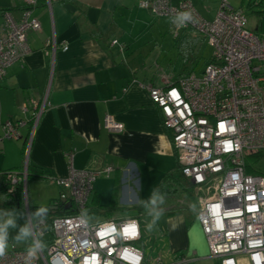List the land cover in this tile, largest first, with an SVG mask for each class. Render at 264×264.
I'll use <instances>...</instances> for the list:
<instances>
[{
	"label": "built area",
	"instance_id": "1",
	"mask_svg": "<svg viewBox=\"0 0 264 264\" xmlns=\"http://www.w3.org/2000/svg\"><path fill=\"white\" fill-rule=\"evenodd\" d=\"M39 0H23L18 13L0 12V77L30 47L27 31L40 28L33 15ZM155 17L165 18L173 36L202 35L212 54L203 69L182 74L163 85H150L149 95L160 108L164 126L171 131L180 174L191 186L195 215L207 244V257L219 264H264V175L245 170V155L264 150V32L247 26V17L221 0L215 15L208 19L190 0H139ZM190 11L196 22L180 27L175 16ZM112 40L111 44H116ZM175 95H172V93ZM47 98L24 104L31 111L29 142L46 109ZM26 120L6 121L2 137L17 140ZM223 125V128H221ZM104 126L120 132L123 124L106 115ZM111 166L101 170L75 169L70 162L66 177L53 178L60 187L59 197L70 202L69 214L52 220V241L27 256V246L12 245L0 257V264H189L194 255H178L165 263L149 257L137 243L141 231L137 217L90 222L86 216L93 182L108 175ZM26 168L20 175L9 174L12 185L26 182ZM32 246L47 237L46 222L32 221L27 210ZM135 234H127L126 229ZM103 234V235H102ZM42 244V243H41ZM29 245V247H30Z\"/></svg>",
	"mask_w": 264,
	"mask_h": 264
},
{
	"label": "crops",
	"instance_id": "2",
	"mask_svg": "<svg viewBox=\"0 0 264 264\" xmlns=\"http://www.w3.org/2000/svg\"><path fill=\"white\" fill-rule=\"evenodd\" d=\"M138 1L39 0L33 15L40 28L27 31L29 52L10 64L0 77V184L1 173L6 170L26 168V173L29 170L62 178L68 175L70 162L75 169L111 166L108 175L102 174L93 182L88 204L91 209L87 211L111 213L134 207L140 213L137 207L148 202L166 173L175 171L178 160L171 131L164 126L160 108L148 91L150 85L161 86L170 76L160 77L132 57L135 38L160 17L140 8ZM22 5L23 0H0V12L11 8L18 13ZM112 40L117 43L111 44ZM44 96L46 109L29 142L31 111L24 112L22 107L31 101L40 103ZM106 115L122 123L123 130L108 131L104 126ZM18 119L26 120L20 139H3L1 125ZM33 180L51 179H26L24 215L1 206L0 191V219L5 221L13 213L28 221V207L52 204L59 197L61 187L52 183L47 197L58 196L42 200L39 194L30 196L28 191L27 200L26 188ZM144 185L153 189L143 198L137 192ZM105 188L109 195L104 193ZM189 200L193 201L181 190L158 197L155 211L162 210L167 216L165 227L159 230L173 260L186 255V250L197 256V261L211 259L198 220L205 253H201V246L190 244L188 231L193 220L186 213L194 211L188 206ZM155 206L150 204V211L145 213ZM193 215L196 217L195 212ZM239 262L248 261L242 255Z\"/></svg>",
	"mask_w": 264,
	"mask_h": 264
},
{
	"label": "rangeland",
	"instance_id": "3",
	"mask_svg": "<svg viewBox=\"0 0 264 264\" xmlns=\"http://www.w3.org/2000/svg\"><path fill=\"white\" fill-rule=\"evenodd\" d=\"M190 1L196 6L197 10L208 19H211L215 15L216 10L221 2V0ZM228 2L234 9H240L243 11V13L247 17V26L249 29L255 31L257 34H261L262 32H264V0H228ZM142 9L149 11L147 8ZM177 41L178 39H175L173 36V28L171 27V25L167 23L165 18L160 17L146 26V28L141 31L140 35L135 38L132 57L136 61L144 62L146 68L153 69V71L155 72L157 71L160 77L167 74L172 79H175L176 77L178 78L182 74L192 70L199 73L212 54V48L207 43V40L204 37L201 40H198V43H196L193 48L191 57L188 58L185 63H183L182 61V56L179 52ZM258 167L261 170H264V158L259 161ZM52 183H54L56 186H59L53 180L29 181L28 184L30 185V188H26V199L28 200V191L30 193V196L33 193L39 194L42 200H44V198H47L45 200H48L53 196H58V194L56 193L51 197H47L49 196V191H51V188L53 187ZM152 189L153 186L144 185L142 187V190L138 191L137 194L139 197H141V195L143 194L144 198L146 196H149L148 194L152 191ZM104 193L109 195V193L106 191V188ZM189 204L188 206L190 207V209L194 211L196 208L195 201H190ZM158 208L159 206L153 207L151 212L154 213V211ZM88 209H91V207L88 206ZM194 212L186 213L189 216L190 221L193 220L191 224H189L190 230L188 231V237L190 239V244L192 246H201V253L204 254L206 251V247L204 246V238L199 231V222L197 223V219L193 215ZM86 216L90 222H99L106 219L137 217L140 223L142 240L140 241V243H137L135 245L143 249L144 253L148 254L151 258L160 255L162 261L165 263H170L173 261L174 255L171 253L168 244H165L166 239L159 230L160 227L162 228L166 225V213L162 214L161 218L156 222L155 225H153L151 230H148L147 225L151 222L153 216L149 215V213H138L137 209L134 207L122 211L113 210L111 213H93L91 211H86ZM9 218H14L17 226L15 228H8L9 239L8 248L6 250L10 249L12 245H15L17 247L26 246V244L29 243L31 236L21 242H17L14 238L18 234L21 227L26 224L28 225V221L24 220L23 217L21 218L19 215L15 214L11 217L7 215L4 220H7ZM3 222V219H0V224H2ZM183 252L186 255H189L187 252L190 251L186 250ZM40 264L44 263L41 262ZM189 264H214V262L212 259H202L198 261L196 260L194 263Z\"/></svg>",
	"mask_w": 264,
	"mask_h": 264
},
{
	"label": "trees",
	"instance_id": "4",
	"mask_svg": "<svg viewBox=\"0 0 264 264\" xmlns=\"http://www.w3.org/2000/svg\"><path fill=\"white\" fill-rule=\"evenodd\" d=\"M11 8H6L4 10H9ZM203 38L202 35H195L192 32L183 33L178 39L177 45L179 47V52L182 56V61L185 63L188 58L191 57L192 51L198 40ZM185 74V73H184ZM264 158V150L249 152L245 155V170L248 173L253 174H261L264 175V170H261L258 167L259 161ZM22 170H6L1 173L2 181L0 184V191L2 196V204L1 206H6L8 211L17 212L21 215H24V204H23V184L22 182H17L15 185H12L10 182L8 175L15 174L20 175ZM35 179V178H48L51 179V176L44 175L43 173L30 171L28 170L26 179ZM186 192L189 195V198L195 200L194 194L191 191V186L186 181L185 178L180 174L179 166L176 167L173 173H166L160 183L158 184L154 193L150 196L148 202L145 205H140L137 208L140 213L149 212L150 201L155 196L156 199L158 197L164 195H173L178 193L179 191ZM55 206V208H52ZM44 207L47 209V212L41 214L40 216H34L33 214L37 211L38 208ZM73 210L72 208H66V202H63L60 197L54 199L52 204L48 205H36L28 207V212L32 221H36L39 218H42L46 222L47 229V237L41 240V243L45 245L46 248L49 243L52 241V220L54 217L58 215L69 214ZM30 245V244H29ZM28 245V247H29ZM31 246V245H30ZM43 248V249H44Z\"/></svg>",
	"mask_w": 264,
	"mask_h": 264
},
{
	"label": "clouds",
	"instance_id": "5",
	"mask_svg": "<svg viewBox=\"0 0 264 264\" xmlns=\"http://www.w3.org/2000/svg\"><path fill=\"white\" fill-rule=\"evenodd\" d=\"M176 21H178V25L180 27H183L186 25L188 22H193L195 23V17L190 11H183V12H178L175 16ZM150 203L155 206L157 201L155 196L151 199ZM161 203H163V199L161 198ZM47 212V209L44 207L38 208L37 211L33 214L34 216H40L41 214H44ZM163 214V211H155L154 213L150 212L149 215L153 216V219L151 222L147 225L148 230H151L153 225L156 224V222L161 218ZM13 213H9V216H13ZM16 221L14 218H9L5 220L2 224H0V257H3L6 254V249L8 248V228L12 227L15 228ZM31 236V231L28 227V225H24L19 229L18 234L14 238L17 242H21ZM45 247V245L35 242L32 246L27 248V256L34 258L36 256V252L38 249L42 250Z\"/></svg>",
	"mask_w": 264,
	"mask_h": 264
},
{
	"label": "snow or ice",
	"instance_id": "6",
	"mask_svg": "<svg viewBox=\"0 0 264 264\" xmlns=\"http://www.w3.org/2000/svg\"><path fill=\"white\" fill-rule=\"evenodd\" d=\"M172 95H175V93L173 92ZM221 128H223V125H221ZM125 231H126L127 234H132V235L135 234L134 228H133L131 231H129V230H127V229H126ZM102 235H103V234H102Z\"/></svg>",
	"mask_w": 264,
	"mask_h": 264
},
{
	"label": "water",
	"instance_id": "7",
	"mask_svg": "<svg viewBox=\"0 0 264 264\" xmlns=\"http://www.w3.org/2000/svg\"><path fill=\"white\" fill-rule=\"evenodd\" d=\"M257 29V28H256ZM63 202H66V208L69 207L70 202L66 201V199H61ZM52 208H55V206H52Z\"/></svg>",
	"mask_w": 264,
	"mask_h": 264
}]
</instances>
